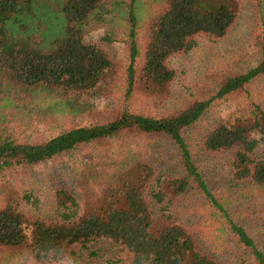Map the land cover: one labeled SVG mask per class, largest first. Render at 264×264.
<instances>
[{"label": "trees", "instance_id": "trees-1", "mask_svg": "<svg viewBox=\"0 0 264 264\" xmlns=\"http://www.w3.org/2000/svg\"><path fill=\"white\" fill-rule=\"evenodd\" d=\"M238 10V0H0V175L129 131L167 138L177 153L169 168L173 170L158 177L145 160L123 161L115 170L116 184L83 208L74 189L58 188L48 220L30 218L11 201L0 206V264L76 261L75 246L87 249L88 243L103 239L127 254L125 264H264V249L239 216L244 201L236 197L253 195L264 205V157L255 155L264 143V106L253 104L246 115L220 121L203 139L206 152H233L227 187L234 194L209 187L183 135L213 99L264 74V39L258 60L227 76L216 94L167 115L124 109L107 122L75 125L29 141L7 133L4 113L21 107L45 123L90 110L91 98L105 87L113 66L100 43L85 40L99 28L101 41H112L119 33L127 39L131 60L126 95L133 90V63L140 52L144 90L162 94L176 73L167 59L188 53L197 36H224ZM188 194L197 198L191 213L186 212ZM114 257L110 259L120 261Z\"/></svg>", "mask_w": 264, "mask_h": 264}, {"label": "rangeland", "instance_id": "rangeland-1", "mask_svg": "<svg viewBox=\"0 0 264 264\" xmlns=\"http://www.w3.org/2000/svg\"><path fill=\"white\" fill-rule=\"evenodd\" d=\"M238 5L236 21L224 36L216 39L197 36L195 47L188 53L175 54L167 59V65L176 73L167 91L162 94L144 90L141 79L143 56L140 52L133 63V90L127 96V68L131 58L126 37L119 33L114 40L104 42L100 40L102 28L89 32L85 40L100 43L113 62L105 87L90 100L91 109L83 112V115H67L54 120L47 118L44 119L45 123H40L38 116L27 109L9 107L4 110L7 133L16 139L38 141L75 125L107 122L118 117L124 109L163 116L187 106L193 100L212 97L227 76L258 60V51L264 39L261 13L264 0H238ZM137 41L142 50V32L138 34ZM253 104L264 106V74L254 77L240 90L213 99L200 119L183 130L193 160L213 190L234 194V190L227 187L233 152H206L202 146L203 139L217 123L246 115ZM255 155L264 157V143L258 144ZM176 156L175 147L167 138L135 131L124 132L112 139L81 144L45 162L6 169L0 175V206L11 201L30 218L48 220L53 214L54 195L58 188L74 189L83 208L94 201L97 193L110 184H116L115 170L123 161L145 160L154 167L158 177L162 171L173 170L169 168L175 165ZM187 196L186 212L191 213L197 209V198L195 194ZM236 197L244 201V209L240 208L239 213L243 224L264 249V205L253 195L243 197L241 194ZM87 245V249L75 246L76 255L79 256L76 261L67 260L58 264H108L112 255L120 261L111 260L110 264L127 263V254L117 252L109 240H98ZM92 252L96 254L92 255Z\"/></svg>", "mask_w": 264, "mask_h": 264}]
</instances>
